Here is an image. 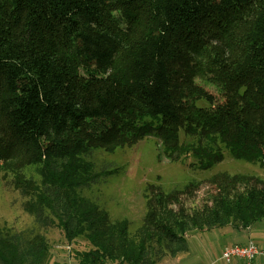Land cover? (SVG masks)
I'll return each mask as SVG.
<instances>
[{
  "label": "trees",
  "instance_id": "16d2710c",
  "mask_svg": "<svg viewBox=\"0 0 264 264\" xmlns=\"http://www.w3.org/2000/svg\"><path fill=\"white\" fill-rule=\"evenodd\" d=\"M114 2L142 32L120 33ZM195 79L217 89L214 106L179 98ZM96 119L110 125L92 137ZM149 136L200 170L223 161L220 146L264 166V0H0V164L22 154L39 178L14 175L34 227L0 228V264H47L51 228L85 240L76 264H158L187 251L192 228L264 221V180L220 173L200 209L184 204L198 183L149 188L140 228L112 222L82 196L96 180L83 159Z\"/></svg>",
  "mask_w": 264,
  "mask_h": 264
},
{
  "label": "rangeland",
  "instance_id": "374dc122",
  "mask_svg": "<svg viewBox=\"0 0 264 264\" xmlns=\"http://www.w3.org/2000/svg\"><path fill=\"white\" fill-rule=\"evenodd\" d=\"M112 7L117 8L112 15L120 26L122 35L142 32V26L128 27L123 21L126 20L124 7L115 2ZM179 98H195L196 106L200 108H210L220 99L217 89L202 79L190 82L182 89ZM109 125L108 120H91L87 132L92 137H97ZM180 141L190 142V139L181 131ZM220 148L224 154L223 161L210 171L200 170L195 159L190 156L183 159L176 154L170 155L164 151L160 140L155 136H149L132 147L117 148L111 153L103 149L91 150L83 161L91 165V173L96 180L82 191V196L105 210L112 222L128 221L132 235L142 224L146 212L145 196L149 188L169 192L182 189L191 182L198 183L193 195L184 199L186 208L191 211L200 209L209 202L214 193L209 180L216 174L255 176L264 180V166L234 160L223 146ZM26 159L18 154L6 166L0 164V228L4 231H29L34 227L33 217L25 207L29 199L15 189L13 184L16 174L39 184V178L33 172L34 166L22 164ZM263 224L264 221H257L253 227L261 228ZM229 230V227L210 231L192 228L186 233L187 251L175 257L168 256L158 264H264L261 256H257V261L252 263L239 260L225 263L221 259L222 248L235 242V237L230 236ZM251 235L254 244L264 249V234L261 237V233L251 231ZM243 236L246 237V234ZM45 238L49 246L47 264H76L73 254L86 248L83 238L78 239L76 244L68 245L58 228L47 229Z\"/></svg>",
  "mask_w": 264,
  "mask_h": 264
},
{
  "label": "built area",
  "instance_id": "2783aa9c",
  "mask_svg": "<svg viewBox=\"0 0 264 264\" xmlns=\"http://www.w3.org/2000/svg\"><path fill=\"white\" fill-rule=\"evenodd\" d=\"M257 256L264 258V253L253 243L248 242L245 245H232L222 250L221 259L225 263H230L233 260H242L252 262Z\"/></svg>",
  "mask_w": 264,
  "mask_h": 264
},
{
  "label": "crops",
  "instance_id": "0c3cea01",
  "mask_svg": "<svg viewBox=\"0 0 264 264\" xmlns=\"http://www.w3.org/2000/svg\"><path fill=\"white\" fill-rule=\"evenodd\" d=\"M254 225H252L251 227H249L248 229L246 230H235V229H232L230 226H228L230 228V230L228 231L230 236H234L235 237V242L233 243H229L228 245L224 246L222 248V250L226 247H229V246H232V245H245L247 244L248 242H253L252 239H253V236L251 235V231H256V233H261V237H262V234H264V224L261 228H254L253 227ZM227 228V227H226ZM231 231V233H230ZM246 234V237H244L243 235ZM254 243V242H253ZM262 253H264V249L262 248V246H259L257 244H255ZM262 257V256H261ZM258 258H256L255 260H253L254 262L257 261ZM239 261H242V260H239ZM252 261V262H253ZM245 262V261H243ZM251 262V263H252Z\"/></svg>",
  "mask_w": 264,
  "mask_h": 264
}]
</instances>
